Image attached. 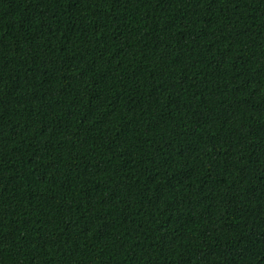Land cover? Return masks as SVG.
Returning <instances> with one entry per match:
<instances>
[{"label":"trees","instance_id":"trees-1","mask_svg":"<svg viewBox=\"0 0 264 264\" xmlns=\"http://www.w3.org/2000/svg\"><path fill=\"white\" fill-rule=\"evenodd\" d=\"M0 264H264V0H0Z\"/></svg>","mask_w":264,"mask_h":264}]
</instances>
